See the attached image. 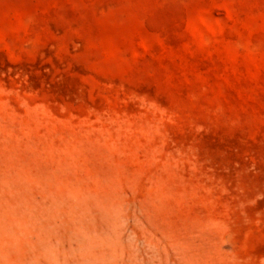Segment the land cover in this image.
Masks as SVG:
<instances>
[{"label": "rangeland", "instance_id": "rangeland-1", "mask_svg": "<svg viewBox=\"0 0 264 264\" xmlns=\"http://www.w3.org/2000/svg\"><path fill=\"white\" fill-rule=\"evenodd\" d=\"M0 264H264V0H0Z\"/></svg>", "mask_w": 264, "mask_h": 264}]
</instances>
